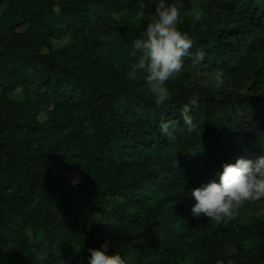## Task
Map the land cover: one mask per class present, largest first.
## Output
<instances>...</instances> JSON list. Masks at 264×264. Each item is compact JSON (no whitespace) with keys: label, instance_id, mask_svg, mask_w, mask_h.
<instances>
[{"label":"trees","instance_id":"1","mask_svg":"<svg viewBox=\"0 0 264 264\" xmlns=\"http://www.w3.org/2000/svg\"><path fill=\"white\" fill-rule=\"evenodd\" d=\"M190 1L0 0V264H264V0Z\"/></svg>","mask_w":264,"mask_h":264},{"label":"rangeland","instance_id":"2","mask_svg":"<svg viewBox=\"0 0 264 264\" xmlns=\"http://www.w3.org/2000/svg\"><path fill=\"white\" fill-rule=\"evenodd\" d=\"M202 0H191L190 7L191 10L188 13V16L191 19H197L203 16L204 10ZM4 7H0V16L2 14ZM174 26V23H172ZM69 40L68 37L62 39H54L53 45L56 48H60L65 46L67 41ZM13 99L21 100L22 95L20 93H14L11 95ZM53 174L56 176L58 175V170L53 167L51 168ZM255 216L264 217V201H252L246 196H242L241 198L233 201L225 203L222 206L212 209L208 215L207 220L213 225L214 228H217L220 224L221 225H233L236 228H239L246 222H248L251 218Z\"/></svg>","mask_w":264,"mask_h":264}]
</instances>
